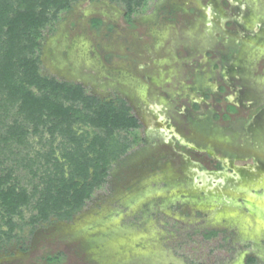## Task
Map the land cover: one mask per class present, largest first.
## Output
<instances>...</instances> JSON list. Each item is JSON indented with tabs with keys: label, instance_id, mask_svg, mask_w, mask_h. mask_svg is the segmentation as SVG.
Instances as JSON below:
<instances>
[{
	"label": "rangeland",
	"instance_id": "1",
	"mask_svg": "<svg viewBox=\"0 0 264 264\" xmlns=\"http://www.w3.org/2000/svg\"><path fill=\"white\" fill-rule=\"evenodd\" d=\"M132 7L127 20L119 0H71L39 30L41 76L123 101L139 126L109 135L126 148L70 218L26 205L9 231L0 208V264H264V0ZM25 139L0 144V174L33 202L44 169L31 159L71 144L31 126Z\"/></svg>",
	"mask_w": 264,
	"mask_h": 264
},
{
	"label": "trees",
	"instance_id": "2",
	"mask_svg": "<svg viewBox=\"0 0 264 264\" xmlns=\"http://www.w3.org/2000/svg\"><path fill=\"white\" fill-rule=\"evenodd\" d=\"M70 1L0 0V119L1 112L6 115L12 108L16 114L8 126L0 120V144L5 147L12 140L25 144L29 126L34 133L40 129L51 136L57 133L71 144L67 149L60 143L59 156L55 157V150L50 149L31 159L32 165L42 157L39 166L44 169V187L33 202L30 198L35 189L28 195L26 189L9 184L8 174H0V208L7 217L9 231L13 229L10 217L26 205L38 212L37 219L45 221L52 215L70 218L90 198L93 189L104 182L111 160L126 148L109 135L139 126L123 101L101 102L84 95L80 85L59 83L40 75L35 56L39 30L68 8ZM119 1L126 3L124 16L129 20L132 4L140 6L144 0ZM91 22L94 28L102 24L100 18ZM78 123L93 127L102 135L88 140L74 131L73 126ZM216 234L210 231L205 237Z\"/></svg>",
	"mask_w": 264,
	"mask_h": 264
},
{
	"label": "flooded vegetation",
	"instance_id": "3",
	"mask_svg": "<svg viewBox=\"0 0 264 264\" xmlns=\"http://www.w3.org/2000/svg\"><path fill=\"white\" fill-rule=\"evenodd\" d=\"M202 157V156H201ZM208 157L210 158V163H213L214 161H216V160H214V159H212L211 157H210V155H208Z\"/></svg>",
	"mask_w": 264,
	"mask_h": 264
}]
</instances>
